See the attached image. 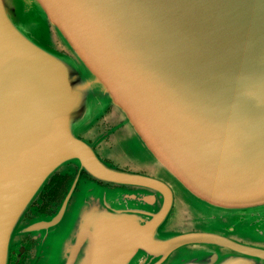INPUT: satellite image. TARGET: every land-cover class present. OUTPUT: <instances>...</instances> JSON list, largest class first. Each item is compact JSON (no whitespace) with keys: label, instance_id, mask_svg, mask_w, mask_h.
<instances>
[{"label":"water","instance_id":"95a60500","mask_svg":"<svg viewBox=\"0 0 264 264\" xmlns=\"http://www.w3.org/2000/svg\"><path fill=\"white\" fill-rule=\"evenodd\" d=\"M25 244L264 264V0H0V264Z\"/></svg>","mask_w":264,"mask_h":264},{"label":"flooded vegetation","instance_id":"af4514ba","mask_svg":"<svg viewBox=\"0 0 264 264\" xmlns=\"http://www.w3.org/2000/svg\"><path fill=\"white\" fill-rule=\"evenodd\" d=\"M69 179H70L69 175L64 176L61 175L60 173H57L52 178L49 185H47L45 190L41 193L40 198L33 203L34 209L31 208L29 210V214L27 215L32 216L35 211L48 213V214L53 213V210L56 208V205L62 199L64 190L67 187ZM19 251H21V249H18V252ZM31 253L32 250L29 248L28 244H25L23 255L17 258H11L10 263H12L15 260L16 261L15 264H27L29 258L32 257Z\"/></svg>","mask_w":264,"mask_h":264},{"label":"rangeland","instance_id":"374dc122","mask_svg":"<svg viewBox=\"0 0 264 264\" xmlns=\"http://www.w3.org/2000/svg\"><path fill=\"white\" fill-rule=\"evenodd\" d=\"M99 131H101V129L99 128ZM109 160H111L112 161V159H109Z\"/></svg>","mask_w":264,"mask_h":264}]
</instances>
